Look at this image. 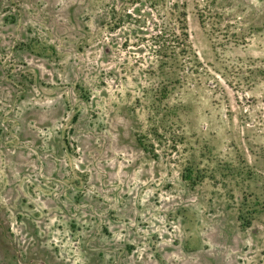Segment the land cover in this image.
Wrapping results in <instances>:
<instances>
[{
    "label": "rangeland",
    "instance_id": "obj_1",
    "mask_svg": "<svg viewBox=\"0 0 264 264\" xmlns=\"http://www.w3.org/2000/svg\"><path fill=\"white\" fill-rule=\"evenodd\" d=\"M0 264H264V0H0Z\"/></svg>",
    "mask_w": 264,
    "mask_h": 264
},
{
    "label": "trees",
    "instance_id": "obj_2",
    "mask_svg": "<svg viewBox=\"0 0 264 264\" xmlns=\"http://www.w3.org/2000/svg\"><path fill=\"white\" fill-rule=\"evenodd\" d=\"M183 34L185 37H187L186 33H183ZM169 37H170V44L169 45L165 44V46H166V49H169L170 56H174L175 54H177V50L179 49L181 52L187 53V51L183 48V47H186L185 40H182L175 32H172V34Z\"/></svg>",
    "mask_w": 264,
    "mask_h": 264
}]
</instances>
